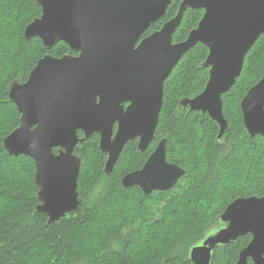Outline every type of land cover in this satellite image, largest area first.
Returning <instances> with one entry per match:
<instances>
[{
  "label": "water",
  "instance_id": "95a60500",
  "mask_svg": "<svg viewBox=\"0 0 264 264\" xmlns=\"http://www.w3.org/2000/svg\"><path fill=\"white\" fill-rule=\"evenodd\" d=\"M173 0H37L42 16L29 24L25 39H40L47 50L66 43L77 55L44 56L27 81L10 85L9 98L21 115L19 127L4 139L14 157L35 163L39 213L55 223L82 205L78 145L99 135L110 175L129 142L146 152L154 141L164 105L165 82L182 57L197 44L209 49L203 64L210 69L204 91L179 107L207 113L228 129L223 95L236 84L245 57L264 35V0H183L175 18L143 40L163 19ZM188 8L204 16L184 42L173 36ZM130 105L125 108V104ZM251 137H264V77L240 104ZM84 133L81 139L79 132ZM162 140L142 169L127 174L125 189L139 187L148 196L173 189L185 171L167 161ZM59 149L58 153L54 150ZM251 234L237 264H264V197H242L223 212L205 239L191 249L194 264H212L215 250Z\"/></svg>",
  "mask_w": 264,
  "mask_h": 264
},
{
  "label": "trees",
  "instance_id": "16d2710c",
  "mask_svg": "<svg viewBox=\"0 0 264 264\" xmlns=\"http://www.w3.org/2000/svg\"><path fill=\"white\" fill-rule=\"evenodd\" d=\"M182 1L173 0L165 18L149 31L160 30L174 18ZM204 13L188 8L174 43L185 41ZM41 16L37 0H0V264H194L191 249L233 201L264 197V137L250 136L240 108L247 92L264 77V35L245 57L236 84L222 97L228 122L222 139L220 125L207 113L179 107L183 99L200 95L209 80L210 69L203 67L209 49L199 43L165 82L164 105L150 148L140 152L137 141L129 142L107 175L100 137L78 145L82 205L50 224L48 216L37 211L34 161L11 156L4 148V139L19 127L21 118L9 98L10 85L27 81L47 54L75 55L66 43L47 50L40 39H25L26 27ZM78 135L84 137L82 132ZM162 140L167 141L168 162L185 175L173 189L148 196L139 187L125 189L123 178L140 170ZM251 239L246 235L217 248L212 264H237Z\"/></svg>",
  "mask_w": 264,
  "mask_h": 264
},
{
  "label": "flooded vegetation",
  "instance_id": "af4514ba",
  "mask_svg": "<svg viewBox=\"0 0 264 264\" xmlns=\"http://www.w3.org/2000/svg\"><path fill=\"white\" fill-rule=\"evenodd\" d=\"M175 17H176V16H175ZM175 17H174V18H175ZM164 18H165V17H164ZM172 19H173V18H172ZM172 19H171V20H172ZM161 20H162V19H161ZM159 21H160V20H159ZM159 21H158V22H159ZM156 23H157V22H156ZM154 24H155V23H154ZM152 25H153V24H152ZM152 25H151V26H152ZM163 27H164V26H163ZM163 27H162V28H163ZM150 28H151V27H150ZM150 28H149V29H150ZM162 28H161V29H162ZM149 29L143 34V36L141 37V39H140L139 43L137 44V46H138L143 40H145L146 38L150 37L153 33L158 32V31L161 30V29H160V30H154V31H151V32H150ZM148 31H149V32H148ZM192 31H193V30H192ZM192 31H191V32H192ZM191 32H190V33H191ZM190 33H189V34H190ZM188 36H189V35H188ZM187 38H188V37H187ZM186 40H187V39H186ZM183 42H184V41H183ZM173 43H174V41H173ZM174 44H178V43H174ZM73 53H74V52H73ZM76 55H77V54L75 53L74 56H76ZM129 105H130V103H126V104H125V108H127ZM80 132H81V131H80ZM82 133H83V132H82ZM97 136H99V135H97ZM135 141H137V144L139 143V140H138V139L135 140ZM153 142H154V141H153ZM153 142H152V143H153ZM152 143H151V144H152ZM159 143H160V142H159ZM159 143H157V144L159 145ZM128 144H129V143H128ZM128 144H127V145H128ZM151 144H150V146H151ZM157 144H156V147L158 146ZM150 146H149V148H150ZM149 148H148V149H149ZM148 149H147V150H148ZM155 149H156V148H154V150H155ZM55 150H57V152H55V153H58V152H59V149H55ZM147 150H146V151H147ZM154 150H153L152 152H150L149 157H150V155L154 152ZM149 157H148V159H149ZM148 159H147V160H148ZM147 160H146V162H147ZM167 161H168V160H167ZM146 162H145V164H146ZM145 164H144V165H145ZM144 165H143V166H144ZM142 168H143V167H142ZM142 168H141V169H142ZM248 235H251V234H248ZM241 238H242V237H241ZM239 239H240V238H239ZM239 239H238V240H239ZM252 239H253V237H252ZM252 239H251V241H252ZM238 240H237V241H238ZM237 241H236V242H237ZM249 244H250V243H249ZM226 247H227V246H226ZM244 249H245V248H244ZM244 249H243V250H244ZM239 256H240V255H239ZM238 261H239V260H238ZM249 261H252V259H249V260H248V264H249ZM237 263H238V262H237ZM252 263L254 264L253 261H252Z\"/></svg>",
  "mask_w": 264,
  "mask_h": 264
}]
</instances>
